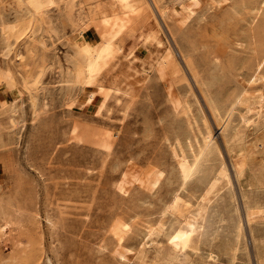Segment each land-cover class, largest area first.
Segmentation results:
<instances>
[{
    "label": "rangeland",
    "instance_id": "rangeland-1",
    "mask_svg": "<svg viewBox=\"0 0 264 264\" xmlns=\"http://www.w3.org/2000/svg\"><path fill=\"white\" fill-rule=\"evenodd\" d=\"M262 55L264 0H0V264H259L264 187L218 121L264 98ZM208 132L218 158L185 176Z\"/></svg>",
    "mask_w": 264,
    "mask_h": 264
},
{
    "label": "bare ground",
    "instance_id": "bare-ground-1",
    "mask_svg": "<svg viewBox=\"0 0 264 264\" xmlns=\"http://www.w3.org/2000/svg\"><path fill=\"white\" fill-rule=\"evenodd\" d=\"M17 1L21 2V0H14V2H17ZM196 1H198V0H196ZM211 1H212V5H214V3H217V0H211ZM19 5H20V3H19ZM159 14L162 15V13L160 11H159ZM139 37L142 38V40H143V37L145 39L152 37V43H154L156 45H160V43H161L157 32L152 33V32L147 31L144 34L141 33ZM10 50H11V47H10V44H8V51H10ZM162 53L157 52V54L154 56L152 62L150 60H148V64L150 65L149 66L150 68L152 65L154 66L155 62H157L161 58ZM144 63H145L144 60H141L139 63H137L138 64L137 66H139L138 70L140 73H143L146 71L145 67L143 65ZM261 63H264V55H262V58L257 62L255 68L257 69V68L261 67L262 66V65L260 66ZM31 98H32V103H33L34 98L33 97H31ZM239 100L244 103L245 107H243V111H241L239 114L238 125L236 127H233L232 132L229 135H227V133L225 132L227 123H229V120L231 119L230 116L233 114L234 106ZM33 106H34V103H33ZM222 115H221V117H222ZM252 115H256L258 120L261 119L262 117H264V98H261L260 95H258V94L249 95V94L241 93L232 102V105L226 110V112H225L224 116L221 118V120L218 121V126H219V130L221 133V138H222L223 144L225 146V150L227 151V154L229 157L228 159H230V164H231V168L233 170L234 176H235L237 182L239 183L240 188H242L244 190L245 189H251L252 190V187H254V188L255 187H264V118H262V120L259 122L258 121L251 122V116ZM219 117H218V119H220ZM214 118H215V116H214ZM250 125H253V127L250 128ZM215 144L217 145V147H214ZM218 146H220V145L218 144L217 140L214 139V137L212 135H210V133L208 132L205 135L202 142L200 143L199 147L191 155L190 160L188 162V166L186 168L185 176H187V175L189 176L195 172H198L200 170L201 166L204 163H206L208 160L217 159L218 158L217 155L220 151V150H218L219 149ZM221 166L222 165H219V167H221ZM219 174H220V172H219ZM219 174H217L218 177H219ZM213 177H215V176L214 175L211 176V181H212ZM254 199H256V198H254ZM247 201H248V199H247ZM248 203H251V201H249ZM197 213H198V211H197L196 207L189 208L187 210V213L185 214V216L182 218V220H180L178 222L180 227H182V231L184 233H189L190 231H192L193 225L195 223V216L197 215ZM246 217H247V215H246ZM206 220H204V221L206 222ZM232 220H234V218ZM231 226H233V225L231 224ZM231 226H230V228L235 227V225H234V227H231ZM205 227H206V225H205ZM1 228H2V226H0V229ZM210 230H211V228H210ZM227 230H229V229H227ZM210 232L211 231H209L208 228H204V232H203L204 237L208 238V235L210 234ZM165 235L167 236V239L170 241L169 246H168V251L166 253V257L171 259V258H174V256L177 254V252L180 250V247H181L180 242L178 240H173L172 238L174 236H180V235L172 227H170L167 230ZM227 236H229V234ZM231 238H232V236H231ZM226 240H227V238H226ZM206 242H207V240H206ZM234 243H236V242H234ZM216 244H219V243H216ZM223 245L221 244V248ZM227 246H228V244L226 245V247ZM230 246H232V245H230ZM234 247H235V245H234ZM224 249H222V251ZM230 251H231V249H230ZM230 251H228V252L231 253L232 251L231 252ZM224 253H226V252H224ZM258 261H259V264H264V258H261V259L258 258ZM186 264H192L191 259H189V261Z\"/></svg>",
    "mask_w": 264,
    "mask_h": 264
}]
</instances>
